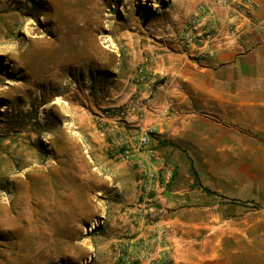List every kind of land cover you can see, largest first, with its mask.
I'll return each mask as SVG.
<instances>
[{
  "label": "rangeland",
  "instance_id": "1",
  "mask_svg": "<svg viewBox=\"0 0 264 264\" xmlns=\"http://www.w3.org/2000/svg\"><path fill=\"white\" fill-rule=\"evenodd\" d=\"M202 4L0 0V264H122L106 216L139 195L141 176L112 152L101 114L126 103L150 48L181 43ZM83 19L81 53L70 31Z\"/></svg>",
  "mask_w": 264,
  "mask_h": 264
},
{
  "label": "crops",
  "instance_id": "2",
  "mask_svg": "<svg viewBox=\"0 0 264 264\" xmlns=\"http://www.w3.org/2000/svg\"><path fill=\"white\" fill-rule=\"evenodd\" d=\"M196 27L210 37L150 48L137 112L104 118L134 146L151 133L154 167L180 173L106 216L122 264H264V0H203Z\"/></svg>",
  "mask_w": 264,
  "mask_h": 264
},
{
  "label": "built area",
  "instance_id": "3",
  "mask_svg": "<svg viewBox=\"0 0 264 264\" xmlns=\"http://www.w3.org/2000/svg\"><path fill=\"white\" fill-rule=\"evenodd\" d=\"M190 30H186L182 36V42L187 44L194 43L195 38L199 36L210 37V32H205V30H200L196 27V22L193 21ZM144 77L142 76L141 79ZM139 109L138 102H132L130 104H125L117 107H113L111 110H106L101 114L102 120V132L107 136V130L104 123V118L112 116L117 117L119 120H126L129 114L137 112ZM115 130L110 131V138L112 152L125 161L133 163L140 173L141 181L145 183L148 187L145 190L148 193L156 191V187L164 189L168 188L171 183L174 170L173 168H168L163 171V168H155V150L152 145V135L147 132L143 134L139 139V145L134 146L125 135H115ZM113 138V139H111ZM158 139V138H157ZM159 143V140H158ZM137 150V151H136ZM145 152L146 157L138 156L137 152ZM125 264H135L133 260H128Z\"/></svg>",
  "mask_w": 264,
  "mask_h": 264
},
{
  "label": "bare ground",
  "instance_id": "4",
  "mask_svg": "<svg viewBox=\"0 0 264 264\" xmlns=\"http://www.w3.org/2000/svg\"><path fill=\"white\" fill-rule=\"evenodd\" d=\"M99 14H101V13H99ZM83 21H84L83 24L74 25L70 31V38L78 46V50L81 53H84L85 51H87V47L85 44H86L87 39H88V31H89V25H88L87 21L84 19H83ZM82 57L84 58L85 56L82 55Z\"/></svg>",
  "mask_w": 264,
  "mask_h": 264
},
{
  "label": "trees",
  "instance_id": "5",
  "mask_svg": "<svg viewBox=\"0 0 264 264\" xmlns=\"http://www.w3.org/2000/svg\"><path fill=\"white\" fill-rule=\"evenodd\" d=\"M193 173H194V175L198 178V173L195 171L194 168H193ZM206 191L212 193L211 190H209V189H207V188H206ZM232 200L235 201V202H239V201L242 202L241 200L236 199V198H235V199H232Z\"/></svg>",
  "mask_w": 264,
  "mask_h": 264
}]
</instances>
